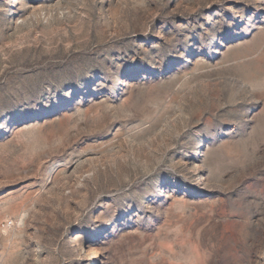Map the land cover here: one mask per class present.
<instances>
[{"label":"rangeland","instance_id":"1","mask_svg":"<svg viewBox=\"0 0 264 264\" xmlns=\"http://www.w3.org/2000/svg\"><path fill=\"white\" fill-rule=\"evenodd\" d=\"M0 264H264V0H0Z\"/></svg>","mask_w":264,"mask_h":264},{"label":"built area","instance_id":"2","mask_svg":"<svg viewBox=\"0 0 264 264\" xmlns=\"http://www.w3.org/2000/svg\"><path fill=\"white\" fill-rule=\"evenodd\" d=\"M10 224H12V222Z\"/></svg>","mask_w":264,"mask_h":264}]
</instances>
